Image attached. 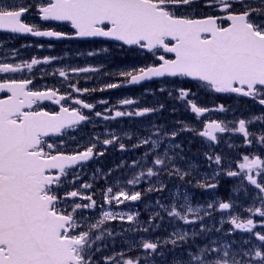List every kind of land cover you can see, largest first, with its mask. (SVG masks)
<instances>
[{"label": "snow or ice", "instance_id": "snow-or-ice-1", "mask_svg": "<svg viewBox=\"0 0 264 264\" xmlns=\"http://www.w3.org/2000/svg\"><path fill=\"white\" fill-rule=\"evenodd\" d=\"M32 7L43 20L68 22L74 32L38 30L26 23L24 17ZM0 30L67 39L109 38L146 50L154 57L150 64L118 73L128 84L153 77H186L198 82L200 88L215 93H234L264 105V0H40L27 6L17 0H0ZM49 59L55 58L45 57L41 61L33 57L30 62L19 64L0 62V73H19L25 68L31 72L33 66L46 64ZM70 71L95 72L97 69L72 68ZM58 74L60 77L68 75L63 69H59ZM32 85L30 78H0V92L5 93L0 97V264H264V231L255 230L258 224L264 229V154L240 153L238 159L228 161L221 154L205 152L209 167L214 164L216 168L196 180L195 187L216 189L222 175L236 177L239 184L233 187V193L244 188L245 181L254 186L257 192L252 197L253 204L258 202L260 206L244 209L249 213L248 218L233 214L236 204L231 195L227 200L217 197L206 206H194L185 192L169 204L157 200L155 207L159 210L141 225L139 212H114L104 207L141 201L144 195L141 191L129 192L117 182L115 186L100 190L102 202L98 204L93 198L94 192L85 194L82 191L92 189V184L75 187L79 179L75 167L103 152H95L96 143H91L84 150L68 153L64 151L62 133L90 120L81 108L91 110L95 105L73 97L72 92L62 94L57 88L34 89ZM121 86V83H107L100 90ZM69 87L76 93L95 91L81 89L76 84H69ZM176 91V98L184 101L197 118L210 111L226 110L223 104L215 109L199 106L191 88L181 87ZM66 100H72L81 108L65 106L62 102ZM43 101L59 105V111L45 110ZM99 103L107 104V101ZM119 103L132 105L135 101L123 99ZM163 107L160 104L159 108L144 107L133 112L116 110L114 116L95 112V116H103L105 120L144 116ZM255 121L264 122V114L234 122L208 120L200 130L182 121L176 123L183 126L171 132L163 125H153L151 135L140 138L132 146H150L142 160L147 161L151 156L152 166L135 174L126 184L138 185L145 177L161 174L180 180L190 175L176 166V156L168 155L170 149H178L180 145L165 148L163 155L155 152L161 140L175 138L184 131L195 132L210 142L219 141L218 133H239L244 145L257 144L264 151V130L259 133L249 130V125ZM53 136L58 137V143L50 142ZM96 141L99 142V137ZM119 141L120 137L112 133L111 138L102 143L110 145ZM119 147L124 150L126 145L119 143ZM132 166L141 167V161L134 160ZM70 173L72 180L67 179ZM66 184L72 190H65ZM114 187L119 190L114 191ZM165 189L166 185L161 182L159 187L149 186L145 191ZM244 191L247 194V188ZM97 208L100 209L98 218L86 215V210ZM217 210H229L228 220L222 217L220 228L205 224V217L212 219ZM165 215L170 223L183 221L193 226V231L175 228L163 239L141 236L139 240L129 241L130 250L138 247L143 250L142 255L130 256L123 251L104 254L108 249L107 239L122 234L115 233L107 222H128L129 228L123 229L124 232L150 234L153 226L160 227L157 221L164 220ZM254 216H258L259 221L254 220ZM197 222L199 228L195 227ZM225 223L231 227L222 233L223 238L207 239L203 245L196 242V237H208L213 231L221 233ZM237 230L255 237L258 243L251 239L228 240L227 237ZM169 254L171 259H168Z\"/></svg>", "mask_w": 264, "mask_h": 264}, {"label": "flooded vegetation", "instance_id": "flooded-vegetation-1", "mask_svg": "<svg viewBox=\"0 0 264 264\" xmlns=\"http://www.w3.org/2000/svg\"><path fill=\"white\" fill-rule=\"evenodd\" d=\"M11 2V0H8ZM40 2V0H17V3H23L25 6L28 4L35 5L36 3ZM25 22L31 25H34L38 30H47L53 29L60 32H65L71 34L74 32L71 25L68 22L63 21H53V20H43L38 13V10L35 7H32L29 12L24 17ZM102 43L106 45V47L112 48H119V46L106 42L100 41L95 39H55V40H42L39 38H35L34 35L30 33H11L6 30H0V62L5 63H13L19 64L23 61L30 62L33 57L40 59L41 61L45 57L55 58L49 59V65L51 67H58L61 69L71 70L70 67L79 68L77 64H73L70 60L73 58L74 60L84 61L87 59V53L82 50V48L77 53H71L70 47L74 46H83L84 44L90 43ZM47 48L51 51L57 50V52L52 53H37L34 50L39 48ZM132 51L138 53L140 56L149 55L145 53V51L138 50L136 47L131 49ZM134 56H131L133 59ZM95 60H102V72L105 74H114L117 73V69L115 68L112 59L110 58L108 52L99 53ZM154 62V61H153ZM42 66L39 65L33 66L31 72H29L26 68L23 69L19 73H10V74H3L0 73V78H30L33 79V87L34 89H43L45 87H52L57 88L60 92H74L70 87L69 84H76L77 87L80 88V77L78 74L82 75L85 72H76L73 73L70 71L67 77H60L58 72L54 73L51 76L44 77L41 74ZM176 86L175 90V126L174 128L182 127V124H177V121H182L188 124L191 127L196 128L197 130L202 129L203 123L208 120H219L225 122H234L238 121L239 119L249 120L253 116H258L264 114V105H260L257 101L253 100L252 98L248 97H241L237 96L234 93H215L211 90L200 88L198 82L191 81L185 77H179L176 79ZM185 87L191 88L193 92L196 93L195 102L202 107H207L210 109H215L218 105L223 104L225 106V111H210L206 114H202L199 118L195 116L194 113L190 111V108L186 106L184 101L177 99V89ZM80 95L74 94L73 97H78L80 99L85 100L88 103H92L95 105L94 109L87 110L82 109L80 105H75L72 100H66L62 103L68 107H77L81 108L85 115L90 116V120H88L87 124H83L81 126H76L75 128L65 129L62 133V139L65 142L64 151L68 153L75 152L77 150H84L86 147L90 146L91 143H96V148L94 149L95 152H103V155L95 156V159L86 165H81L74 169L75 173H89L93 170H101L105 168L108 164L110 167H116L119 165L118 157L127 156L128 158V165L132 166V162L134 160L141 161V167H133V168H141L143 171H146L147 167L151 165L152 157L149 156L147 161H143L142 157L145 152L149 150L150 146H143L140 148H133L134 144H137L140 137L146 138L149 136V133L140 136L136 133V129L139 128V125L136 124L135 120H138L143 123V128L148 130V125L151 123V119H155L153 116H123V117H116L114 120H118L119 118L127 120L131 123L128 127L129 129V138L126 148L121 150L119 147V143H124L122 141V133L113 132L109 127H96L95 133H88V129L92 127L97 120L101 119V117H96L95 112H101L104 115L114 116V112L116 110L126 111V112H133L138 109L139 103L135 102L131 106L119 108L118 101L116 100H105L107 104L99 103L100 101H88L86 98L85 93H79ZM5 94H0V97H3ZM192 99V97H189ZM45 110L47 111H59V105H56L52 101H46L41 103ZM167 104V103H166ZM35 107V106H34ZM107 109V111H105ZM171 126H168L167 129H174ZM108 131V134H105V131ZM249 130L259 133L260 131L264 130V122L262 121H255L253 124L249 125ZM114 133L115 135L120 137L119 142H114L110 145H104L102 141L104 139L111 138V134ZM218 137L220 138L218 142H210L207 138L198 136L195 132L191 131H184L180 132V134L175 137L174 145L178 144L180 147L175 149V156L177 157L178 165L181 169L186 172H190V175L186 176L184 181L187 182L188 187H178V195L176 199H180L185 191L190 195L191 201L197 202L198 200L204 201L208 200L211 201L216 199L217 197L227 200L231 195L233 200L235 201L236 208L233 214H239L240 216H249V213L245 212L244 209L252 206H260L258 202L253 204L252 197L256 195L257 190L254 186L249 185L247 181L244 182V188H247V194L244 191V188H241L239 192L233 193L232 189L234 186L239 184V179L236 177H227L221 176L219 177V186L216 189H201L195 187L196 180L202 179L204 173H211L215 168L216 165H212L209 167L208 161L204 155L205 152L210 154H221L227 158L228 161H234L239 158L240 153H247V152H256L258 154H264L262 151L261 146L254 144L253 146H246L243 143L242 134L239 133H218ZM96 137H99V142L96 141ZM91 138V141H90ZM87 140V142H86ZM167 139L164 138L161 140L160 147L155 150L157 154H162L167 147L166 145ZM50 142H57L58 137H52ZM125 144V143H124ZM232 144L235 147L229 148L228 145ZM127 147H128V154H127ZM122 153V154H121ZM182 157L183 159H180ZM68 180H72V174L70 173L67 177ZM188 181H191L189 183ZM166 184V174H161L157 177L147 178L145 177L144 181H141L140 184L135 185V190L133 191H141L144 193L142 200L137 202H127L125 203V207L128 208V213L131 212H139V221L141 225H144L145 221H148L149 217L153 214L154 211H158L159 209L155 207V202L160 200L162 203L166 204V189L162 192H146L145 190L149 186L159 187L160 183ZM84 184V183H83ZM77 188V187H76ZM65 190H72L70 186L67 184L64 186ZM94 192V199L100 196V189L95 188V190L89 189L88 194ZM60 195H63V192H60ZM182 200V199H181ZM229 210H217L213 213V216H224L228 217ZM99 213L94 214V216H98ZM91 215V214H90ZM93 215V214H92ZM164 215V213H161ZM244 218V219H246ZM254 220L259 221V217L255 216L252 217ZM160 227L156 228L153 226V231L150 234H145L143 232H127V238L130 241L139 240L141 236H144L148 239H155L156 237L165 238L166 237V215L164 220H158ZM225 225V224H224ZM127 228H129V223L127 222ZM227 228L223 229L221 233L216 235L215 233L209 234L207 239H216V238H223L221 234L223 232H227ZM256 231H264L259 224ZM241 240H248L251 239L253 242L255 241V237H252L248 233L241 232ZM121 236V235H120ZM230 240V237H227ZM258 243V242H256ZM143 250L137 248H132L130 250V244L127 246V255L130 256H137L142 255ZM159 260V258H158Z\"/></svg>", "mask_w": 264, "mask_h": 264}, {"label": "rangeland", "instance_id": "rangeland-1", "mask_svg": "<svg viewBox=\"0 0 264 264\" xmlns=\"http://www.w3.org/2000/svg\"><path fill=\"white\" fill-rule=\"evenodd\" d=\"M36 52H44V51H36ZM92 56H96V55H87L86 57H92ZM43 61V60H42ZM124 64L125 62L122 61ZM91 64H89L88 66H91L92 64H94L95 62H90ZM131 63H135V60L132 61ZM120 65V64H119ZM42 66V72H43V76L44 77H48V76H51L53 75L54 73L58 72L59 69L61 68H54V67H51L49 65V62L48 63H41L39 64V67ZM65 70L67 73L68 71L66 69H63ZM176 85V81L175 80H166V81H160L156 84V87L154 86H147L146 88H143L141 90H136L133 92H131L130 94H125L126 96H124V94L122 93H119V92H109V94H105L107 95L106 98H102V99H99V100H116L118 101V104L119 101L123 100V99H136L138 102L144 105H149V106H152V107H155L157 102L161 101L162 100V95L163 93L167 92V91H170L172 92V90L174 89ZM161 88H164L165 91L164 92H161L160 89ZM97 95V94H96ZM173 96H174V93L172 92V101H173ZM141 105H138V106H141ZM158 105V104H157ZM171 106L173 107L174 104L171 103ZM144 108V107H142ZM168 132H171L170 130H166ZM105 134H108V131L106 130L104 132ZM87 142V140H86ZM118 159V158H117ZM126 168H123L122 170L120 168H117V169H113V168H108V171L111 170V173H110V177H108L110 179V181L113 183V184H117V182H119V184H126V181L128 179H132L133 178V173L129 171V169L127 168V166L125 165ZM131 168V166H129ZM110 172V171H109ZM106 173H103V172H96L95 170L89 172V173H77V175L79 176V179L75 181V187L77 188H80V185H82L83 183H91V180L96 178V176H105ZM105 187H108V186H112V184H109L106 186L105 183L103 184ZM127 184L125 186L126 190H128L127 188ZM122 187V186H121ZM94 188V185L93 187ZM115 191L119 188H116L114 187ZM82 191L85 192V194H88V190H83ZM174 191V188H173V185L172 186H167V192H173ZM102 198V197H101ZM121 210H118L115 209L114 206H111V209L109 208H105V210H111V211H114V212H119L121 211L122 213H128V208H124V207H119ZM91 211V210H86V215H89L88 212ZM91 216L93 219L95 218H98V216H94V215H89ZM108 225H110L113 229H114V232L116 233V231H120V225L121 223L119 222V220H116V221H109L107 222ZM123 235V234H122ZM106 243L108 244V249L104 252L105 255H111L113 254L114 252L115 253H118V252H126V247H127V241L126 240H123L122 238L120 239H117L116 235L114 236V238H108ZM168 247H171L170 245ZM168 259H171V256L169 254L168 256Z\"/></svg>", "mask_w": 264, "mask_h": 264}, {"label": "water", "instance_id": "water-1", "mask_svg": "<svg viewBox=\"0 0 264 264\" xmlns=\"http://www.w3.org/2000/svg\"><path fill=\"white\" fill-rule=\"evenodd\" d=\"M89 38H92V37H89ZM98 38H102V39H106V40H111V41H114V40H112V39H109V38H105V37H98ZM114 42H118V43H122V42H119V41H114ZM128 46V45H127ZM162 78H165V77H153L152 79H150V80H145V81H142V82H140V83H138V84H126V86H140V85H142V84H144V83H148V82H151V81H157V80H160V79H162ZM82 123V122H81ZM80 123V124H81Z\"/></svg>", "mask_w": 264, "mask_h": 264}, {"label": "trees", "instance_id": "trees-1", "mask_svg": "<svg viewBox=\"0 0 264 264\" xmlns=\"http://www.w3.org/2000/svg\"><path fill=\"white\" fill-rule=\"evenodd\" d=\"M170 228H171V224H170V222H169V220H168V225H167V230H168V232L170 231ZM197 238H202V237H197ZM190 243H191V241H190Z\"/></svg>", "mask_w": 264, "mask_h": 264}]
</instances>
